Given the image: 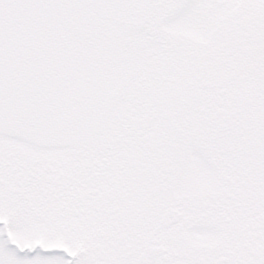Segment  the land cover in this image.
Here are the masks:
<instances>
[{
    "label": "snow or ice",
    "instance_id": "1",
    "mask_svg": "<svg viewBox=\"0 0 264 264\" xmlns=\"http://www.w3.org/2000/svg\"><path fill=\"white\" fill-rule=\"evenodd\" d=\"M0 264H264V0H0Z\"/></svg>",
    "mask_w": 264,
    "mask_h": 264
}]
</instances>
